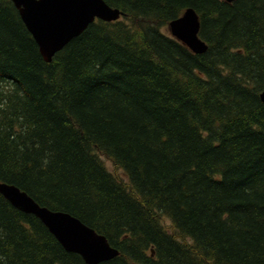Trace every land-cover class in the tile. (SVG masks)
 <instances>
[{
  "label": "trees",
  "instance_id": "obj_1",
  "mask_svg": "<svg viewBox=\"0 0 264 264\" xmlns=\"http://www.w3.org/2000/svg\"><path fill=\"white\" fill-rule=\"evenodd\" d=\"M104 1L45 62L0 0V181L104 235L97 264H264V0ZM187 8L204 53L167 31ZM0 264L86 263L0 194Z\"/></svg>",
  "mask_w": 264,
  "mask_h": 264
},
{
  "label": "water",
  "instance_id": "obj_2",
  "mask_svg": "<svg viewBox=\"0 0 264 264\" xmlns=\"http://www.w3.org/2000/svg\"><path fill=\"white\" fill-rule=\"evenodd\" d=\"M27 30L35 40L45 62H50L72 38L81 34L95 20L115 21L123 16L104 0H10ZM231 2L233 0H226ZM199 19L187 8L167 25L168 33L185 44L193 53L201 54L207 45L199 37ZM264 104V91L259 94ZM0 194L12 206L37 217L61 246L78 254L86 264H97L118 255L104 235L97 233L77 217L39 205L25 191L0 181Z\"/></svg>",
  "mask_w": 264,
  "mask_h": 264
},
{
  "label": "rangeland",
  "instance_id": "obj_3",
  "mask_svg": "<svg viewBox=\"0 0 264 264\" xmlns=\"http://www.w3.org/2000/svg\"><path fill=\"white\" fill-rule=\"evenodd\" d=\"M106 167L111 171V172H116L117 174H119L121 177H124V175H122L121 171H118V169H116L113 165H111V163L105 158V157H102ZM165 222L166 219H165Z\"/></svg>",
  "mask_w": 264,
  "mask_h": 264
}]
</instances>
